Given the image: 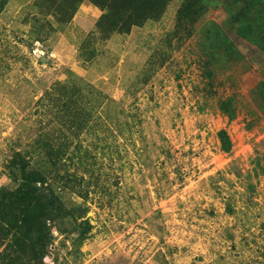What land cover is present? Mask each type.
Wrapping results in <instances>:
<instances>
[{
	"label": "rangeland",
	"instance_id": "1",
	"mask_svg": "<svg viewBox=\"0 0 264 264\" xmlns=\"http://www.w3.org/2000/svg\"><path fill=\"white\" fill-rule=\"evenodd\" d=\"M53 10L0 0V191L19 186L15 151L30 157L59 125L49 89L91 111L64 130L86 191L67 197L85 201L91 227L75 245L84 229L50 227L44 264H264V0H170L109 37L90 0L65 20ZM10 241L0 229V251Z\"/></svg>",
	"mask_w": 264,
	"mask_h": 264
},
{
	"label": "trees",
	"instance_id": "2",
	"mask_svg": "<svg viewBox=\"0 0 264 264\" xmlns=\"http://www.w3.org/2000/svg\"><path fill=\"white\" fill-rule=\"evenodd\" d=\"M82 1L69 0L65 6L61 0H38V5L49 4L50 11L55 7L53 13L58 21L72 17ZM90 1L102 9L96 24L109 37L115 32H130L133 26H141L148 20L160 18L170 0ZM182 10L180 13H184ZM233 19L239 23L237 14L233 15ZM253 40L256 39L253 37ZM65 87L67 86L63 84L55 86L53 91L49 89L45 94L49 95L46 103L49 116L59 123L56 130H49V141L45 146L38 143L30 157L28 151L16 150L10 162V174L13 175L14 182H19V186L2 188L0 191V229L6 228L12 233V241L0 251V264H24L21 257L24 258L26 254L32 256L28 264H44V257L53 244L50 227L57 226L62 233H69V236L78 232L79 228L84 229L75 237L74 245L76 241L79 244L82 242L84 234L91 227L85 217L88 210L85 201L67 197V193L73 191L84 197L86 191L82 189L84 176L68 168L65 157L70 139L64 134L65 129L76 132L88 127L91 111L85 108L83 101L70 100ZM70 87L75 93L91 89L78 88L74 81L70 83ZM102 94L105 96V93ZM229 105L230 101L227 100L222 106L231 120L236 113ZM218 133L222 149L231 150L232 143L227 130L223 128ZM48 149L49 158L45 156ZM66 223L67 226L64 225Z\"/></svg>",
	"mask_w": 264,
	"mask_h": 264
}]
</instances>
